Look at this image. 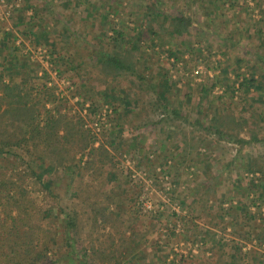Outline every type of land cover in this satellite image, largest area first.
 Listing matches in <instances>:
<instances>
[{
  "label": "rangeland",
  "instance_id": "374dc122",
  "mask_svg": "<svg viewBox=\"0 0 264 264\" xmlns=\"http://www.w3.org/2000/svg\"><path fill=\"white\" fill-rule=\"evenodd\" d=\"M179 17L191 24L185 40L167 29ZM114 31L135 42L131 70L115 76L100 64ZM19 61L25 70H1ZM0 73L32 94L54 89L40 119L78 121L114 166L87 169L81 153L33 165L56 185L51 198L27 180L36 204L56 205L58 235V209L76 213L59 246L75 255L54 264H102L92 249L131 231L144 238L120 264H264V0H0ZM214 116L239 125L214 132Z\"/></svg>",
  "mask_w": 264,
  "mask_h": 264
},
{
  "label": "trees",
  "instance_id": "16d2710c",
  "mask_svg": "<svg viewBox=\"0 0 264 264\" xmlns=\"http://www.w3.org/2000/svg\"><path fill=\"white\" fill-rule=\"evenodd\" d=\"M190 26L188 19L179 17L170 21L167 29L171 35L185 40L189 36ZM114 34V49L111 54L102 56L100 60L102 73L113 76L119 71L131 70L127 55L135 50V42H126L119 31H114ZM124 45L130 47L125 49ZM15 69L25 70L23 61L1 68L8 77ZM42 72V76L37 80L46 82L49 77L44 70ZM56 72L60 73L57 69ZM3 79L0 73V164L3 165L2 171L0 170V264L58 263L69 253L75 255L74 245L69 244L64 252L59 246L66 243L73 232L76 233V213L73 212L72 216H69L62 209H58L57 217L61 220V231L58 235L57 229L53 227L56 205L40 207L36 204L31 198L27 180L31 179L33 185L40 187L45 196L51 198H55L56 185L43 180L39 176L40 171L33 165L47 163L59 168L67 165L74 154L81 153L87 156V169L95 165L96 159L101 165L98 169L99 172L102 171L100 174H112L111 169L114 166L111 164L108 150L102 144L94 147L96 137L89 130L82 129L78 121H73L58 111L40 119V109L44 107L43 100H54V89L48 91L46 84H41L32 94L25 83L9 84L4 83ZM247 82L252 84L251 88L254 90L263 88L259 81L247 79L245 83L248 84ZM203 92L205 95L206 89H203ZM209 124L217 133L231 130L232 125H239L232 118L227 120L220 116L210 117ZM239 143L245 142L239 140ZM13 161H19L24 169L16 170L12 165ZM259 188L264 193V180L260 182ZM124 235L123 232L116 245L110 241L103 249L93 248L91 257L102 264H120V254L134 253L140 240L144 238V234L138 237L133 231L128 237ZM114 252L120 254L113 256ZM232 258L234 261L237 259L236 256ZM77 264L87 262L80 259Z\"/></svg>",
  "mask_w": 264,
  "mask_h": 264
}]
</instances>
